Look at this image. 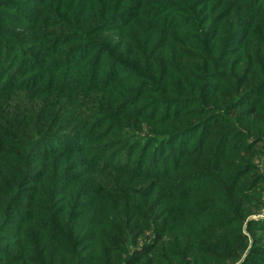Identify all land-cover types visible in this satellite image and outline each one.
<instances>
[{
	"label": "trees",
	"instance_id": "obj_1",
	"mask_svg": "<svg viewBox=\"0 0 264 264\" xmlns=\"http://www.w3.org/2000/svg\"><path fill=\"white\" fill-rule=\"evenodd\" d=\"M125 1L40 0L37 17H33V3L24 5L28 13L24 20L35 22L34 25L20 27L17 22L4 24L15 21L10 18L0 20V204L4 209L13 205L19 207L16 193L28 185L30 166L35 164L30 152L36 146L39 155L46 160L37 164L41 168L39 171L44 172L42 175L37 173L35 183L38 186L31 190L34 191V200L40 201L41 206L40 209L33 208L41 216L48 212L42 209L45 205L52 215L57 185L60 180L68 181L64 175L73 169L67 168L77 161L78 155L83 154L87 162L93 164L86 166V174L78 176L75 181L86 177L84 180L92 185L91 190H98L95 194L89 193L85 208L90 218L86 219L84 230L91 233L81 234V221L74 229L61 221L62 233L59 235L63 242L57 243L64 251L63 256L70 252L69 248L76 246L83 248L88 244L98 248L100 229L103 226L112 228V222H121L118 218L111 219L116 204L109 194L110 182L101 178L98 184L95 180L98 173L106 176L109 171L117 170L132 179L153 181L146 193L141 194L143 209H137V198L129 200L126 196L122 204L127 214L137 216V222L132 218L127 220L126 230L133 231L137 225L144 230H154L146 236L151 243L143 248L142 257L135 259L134 264L149 256L155 260L147 263H182L167 260L168 256L178 254L165 252L169 245L165 241L173 235L163 234V224H166L164 230L174 231L176 226L185 229L187 234L183 235H194L193 232L198 230L197 234L202 236L199 240L202 248L196 249L192 255L200 256L203 264H228L232 259L239 261L249 246V240L235 228L246 219L238 215L243 205L240 201L238 207L236 202L239 196L244 197L246 192L264 184L262 167L254 160L259 151L255 147L264 139V48L257 54L258 63L249 64L241 75H226L234 64L229 60V48L222 44L223 37L228 35L219 34L233 30L236 20L244 31L249 33V29H254L243 16V8L225 13L220 21L217 19L216 27L210 30L217 28L218 33H204V29L198 26L197 30H202L204 35L201 39L193 32L195 25L192 21L158 20L156 16L163 13L158 7L144 15L142 5L137 8L131 4L127 9L123 7ZM52 6L55 10L51 14L47 9ZM7 11L19 17L17 8H7ZM248 12L252 16L260 14L258 19L264 17V9L254 8ZM229 17L234 23L227 20ZM189 25L192 31H188L186 38L194 50L181 44L175 33L170 32ZM110 32H119L116 44L113 38L95 37ZM248 43H255L254 36H248ZM124 46L129 56L142 57V66L117 53L115 48L122 50ZM244 54L256 61L254 45L251 53ZM117 64L134 69L135 76L145 80L146 84L136 100L137 91L133 93L127 85L130 76L114 72ZM155 86L160 89H155ZM151 90L162 91L172 98L166 100L165 96L158 94L151 98L144 96L140 100L145 92ZM139 102L144 106L135 114L137 121L160 130L168 127V122L175 121L180 127L174 131L181 127L185 129L178 133H163L158 140L147 139L143 135L130 137L131 129L127 137L126 126H119L116 119L126 120L125 113L134 114L133 107ZM161 102L178 107L159 114L157 106ZM127 128L130 129L129 126ZM191 130L196 131L193 137L181 140L173 137L181 133L186 135ZM107 137L112 142L119 141L121 149L128 152L126 158L119 162L126 167L115 169L107 161L112 147L103 142ZM144 138L147 139L145 144ZM250 139H253L252 143ZM174 143L180 144L179 148L176 149ZM43 145L47 147L43 149ZM151 150L153 154L150 157ZM170 153L175 155L174 160H165L161 156ZM134 156H138V160H133ZM261 160L264 166V156ZM157 164L160 167L155 168ZM141 170L142 173H137ZM145 170L154 172L146 174ZM157 185L156 196L164 195L167 200L160 212L165 215L161 225H158L160 214H154L150 219L155 209L148 197L154 194ZM46 188L47 191L43 192ZM126 191L129 192L128 189ZM72 196L73 190L68 197ZM141 220L142 226L138 224ZM56 221L50 220L52 224ZM187 221L192 223L189 228ZM203 227H208V231L204 232ZM17 229L15 236L24 233L23 223ZM221 231L224 232L219 234ZM123 237L127 239V236ZM5 241L11 240L6 238ZM237 250L242 253L237 254ZM107 253L105 249L101 256L105 264L108 262ZM262 253L258 242L254 243L249 248L246 261L241 264H264ZM179 256L183 257L184 252ZM13 260L18 259L14 256L11 260L2 258L0 263ZM26 261L28 263L29 260ZM32 261L41 264L38 258ZM61 262L67 263L59 258L54 264ZM114 264L133 263L130 260L122 263L118 259Z\"/></svg>",
	"mask_w": 264,
	"mask_h": 264
},
{
	"label": "rangeland",
	"instance_id": "obj_2",
	"mask_svg": "<svg viewBox=\"0 0 264 264\" xmlns=\"http://www.w3.org/2000/svg\"><path fill=\"white\" fill-rule=\"evenodd\" d=\"M39 1L40 0H7L5 2V0H1L0 20H2V18L4 17L10 18V20L15 21H11L12 23L7 22L4 24L14 25V23L17 22V25L20 27L29 26L26 24L34 25L35 22H27L24 20L25 15H28V13L25 12L26 9H24V5H29L33 3V17H37L36 13ZM125 2L123 3V7H127V9L131 6V4L135 5L137 8L142 5V11H144V15H146L147 13L149 14L155 7H158V10H162L161 12H163L159 14V16H156V18L159 17L158 20H175L177 21V23L181 21H187V23L189 21H192V24L195 25V29L193 30V32H196V35L201 39L204 37V35L202 34V30H197L198 26L199 28L204 29V33L209 32L210 35H213L217 32L218 29L215 28V31H211L210 29L216 27L217 19L220 21V19L224 17L225 13L230 11L234 13L235 11L239 10V8H243L245 10L242 13L243 16H246L248 25H252V28L254 27V29H249L248 33V31H244V29H242V25H239L238 20H236V23H234L233 18L229 17L227 20L234 23L233 30H228L227 34H219L220 36L228 35L223 37L222 44L229 48L227 50V52L230 53L229 56H231L229 60L234 64V67L228 68L226 75H241L244 69L249 66V64H256L259 61V59L257 58V54L258 52L260 54V52L264 48V17L258 19V16L260 14L252 16L249 14L248 10L252 11L254 8H256V10L264 9V0H260V2L259 0H126ZM12 7L17 8V11L19 12H17V15H19L20 18L15 15H12V11H7V8ZM127 9L125 8V10ZM47 10L52 14L55 8L54 6H52ZM184 10H187L188 12L186 13ZM213 20L215 21L213 22ZM55 22L58 23L60 21L56 20ZM260 24L261 26L257 27ZM190 27V25L189 27L185 28L179 27V29H175L176 31L170 32L175 33L177 39L180 41L181 44L189 45L192 50H194V48L187 42L186 38V34L188 33V31H192ZM231 36L233 37V39L231 38ZM248 36H254L255 43L247 44ZM95 37L109 39L113 38L115 40L114 44H116L120 35L119 32H110L104 33L103 35H95ZM252 45H254L255 48L256 61L253 60L250 55L244 54L247 52L251 53ZM115 49L117 50V53L122 54L123 57L129 59L130 62L135 63L134 61H137L142 66V57L136 58L133 55L129 56L125 51V46L122 50H118L117 48ZM114 72L126 73L127 76H130V78L128 79L129 83H127V85L128 87H130L133 93H135L136 91L138 92H136L134 96L136 100V98L139 96V92L142 90V86L146 84L145 80L140 78L138 79V76H135L134 69L129 68L126 65L122 67L121 64H117V67L114 69ZM155 89L159 90L160 88L155 86ZM163 94L165 93H163L162 91L153 92V90H151L150 92H145L140 98V100H143L144 96L151 98L157 95L165 96L166 100L172 98L168 94ZM143 106L144 103L139 102L133 107L134 114L129 111L125 113L126 120H124L123 118L116 119L119 122V126H126L125 130L127 132V137H129L128 132H130V130L132 129L130 137L135 136L139 138L143 135V137L147 139L152 138L153 140H158L163 133H170L171 131H174L175 128L180 127L175 121H173L168 122V127H165L160 130L158 127L154 128V125L148 124L141 120L137 121L138 118L135 116V114L141 112L140 108ZM157 107L159 108V114H164L168 111L169 108L173 109L177 108L178 106H175L172 103L161 102V105H158ZM127 126H129L130 129L127 128ZM241 128H244V125H241ZM183 129H185V127H181L180 129H178V131L174 132L178 133L180 131H183ZM121 130H124L123 127ZM195 132L196 131H192L191 133L189 132L190 134L187 133L188 136H186L187 134L184 135L183 133H181L173 137L177 140L186 139L189 137H193ZM120 136H122V134ZM145 138L143 140V144H145V142L147 141V139ZM250 140V142L252 143L253 139ZM103 142H107V144L112 145L111 149H109V151H111L108 152L109 160L107 161H110L112 163V165L114 166L113 168L119 169L126 167L124 166V164L119 163L123 157L126 158V154L128 153L125 149H121L122 147L120 146V142H112L110 137H107V139H105ZM173 145L176 147V149L180 146V144L176 143H174ZM46 147V145H43V149ZM255 148H257V150L259 151L256 157H254V160L255 162H259V166L260 168L262 167V170L264 172L263 162H261V159L264 156L261 155V153H263L264 151V139L262 142L258 143ZM30 153V157H33L31 158L32 160H35V164L32 163L33 165L30 166L31 174L30 176H28V185L22 188V190H20L18 193H16V202L19 207H15V205H13L12 207L8 206L6 207V209H4L5 207L0 204V261L2 260V258H7L11 260L12 256H14L15 259L18 260L4 262L0 264H40L38 262H33L32 260L34 258H38L41 264H54V262L56 260H59V258L61 261L67 262H61L59 264H105L103 258L101 257L104 254L105 249L108 251V253L106 254L108 262L106 264H114V262H117L118 259H121L122 263H125L130 260V262L134 264L135 259L142 257L143 248L147 244L151 243V240L146 239V236L151 235L150 232H154V230H144L143 228L138 227V225L134 228L133 231L132 229L126 230L125 224L127 220L129 218H132L135 222H137V216L127 214L126 210L122 207V204L126 196L129 198V200L132 198H137V209H143L144 206L142 205L141 194L146 193L150 183L153 182L152 180L137 178L132 179L130 175L126 177V174L117 170L109 171V174L106 176L99 175L98 173V175L96 176L97 179L95 178L98 184H100V181L102 180L101 178H104L110 182L109 194L111 195L112 202L116 204V207H114V212H112L114 216L111 219L116 220L118 218L121 219V222H112V228L105 229V226H103V229H100L101 236L98 239V242L100 244L98 248H96L95 246H89L88 244L85 245V247L83 248H79L76 246L75 248H69L70 252L66 253V255L63 256L62 252L64 251L59 248V244L57 243L63 242V237L59 235L60 233H62V226L60 223L61 221L67 222L72 225V229H74V227H77L75 225L81 221V234L88 235L91 233L88 230H84L87 224L86 219L90 218V216H87V214L85 213V208L88 204V197H90L89 193L92 192L93 194L94 192L96 193L98 190H91L92 185L90 183L85 182L84 180L86 177L78 179V181H75V179L78 176H84V174H86V166H91L93 163L89 164L87 162V159L85 158V155L80 154L77 156V161L74 164H70L68 168L63 165V168H67V170H73L70 173L66 172V170V174L64 175V177L68 181L65 182V180H60L61 183L57 185L58 194L56 195V197L54 196L55 200L53 199L54 202L51 209L52 215L48 210V207L44 205L42 206V209L44 208V211H48L50 216L48 215V212L40 216L38 215L37 211L34 210L33 207L36 206L37 209H40L41 203L38 200H34V191H32L31 189L37 188L38 186L35 183V176L37 175V173L42 175L44 172L43 170L39 171V169L41 168L37 166V164H42L43 161H45L46 159H44V157L42 158V156L39 155V149H37L36 146L34 149L31 150ZM149 154L151 157V155L153 154L152 150L149 152ZM240 154L242 155V153ZM161 156H163L165 160L175 159V155L171 153L167 155L161 154ZM68 158L72 157L69 156ZM133 160H138V156H134ZM78 164L80 165L78 166ZM154 167L158 168L160 166L159 164H157L154 165ZM145 172L146 174H153L154 171L145 170ZM137 173H142V170L141 172L137 171ZM65 183H67V185L64 187L63 184ZM74 184H76L75 187H73ZM158 187L159 185L156 186L154 194L149 195L148 197L150 202L153 203L155 209V211L151 214V220L154 218V214H160L162 208L164 207L163 205L167 202L166 198H164V195L156 196ZM126 189H128L129 192L126 191ZM72 190L74 191V197L72 196V198H69L68 196L70 194L72 195ZM44 191H47V188L46 190H43V192ZM183 193L185 194L186 192L183 191ZM238 198L239 201H237L236 204L241 201V205H243V210L238 215L243 216V218L246 217V219L244 220V223L242 225H236L237 227L235 228H237L238 231H241L242 235L248 237L247 240L249 241H246L248 242L249 246L244 250V253L241 256L242 258L239 261H236V259H232L228 261V264H241L242 262L246 261V257L249 253V248H251L253 244L257 242L258 246H260V251L263 252L261 256L264 260V184L256 186L252 192H246L244 197L239 196ZM239 205L240 203L238 204V207ZM235 214L237 216V212ZM164 216L161 215V219L158 220V225H161ZM51 219H57L56 224H52L50 222ZM22 223L25 229L24 233L15 236L17 234V228L20 227ZM138 224L142 226V220L139 221ZM191 224L192 223L187 221V228H189ZM165 227L166 224H163V234H165V236H168L169 234L173 235L171 238H167L165 241L166 243L169 242L168 248L165 252L168 253L172 251L177 252L178 254L173 257L168 256L167 260L169 262L174 263L179 261L182 262L181 264H203L200 260V256H197L195 254L192 255V252H194L196 249L202 248V245L199 241L201 240L202 236L197 234L198 230L193 232L194 235H183L187 233L185 229L182 230L179 226H176V230L174 231H171L170 229L164 230ZM207 229L208 227H203L204 232L208 231ZM224 231L226 232V230ZM224 231L219 232V234H222ZM162 232L160 231L159 234H162ZM123 236H127V239H124ZM6 238L10 239L11 241L7 243V241H5ZM224 239H226V237L221 240ZM187 245H189L190 248L187 249ZM182 252H184V256L180 257L179 255ZM236 252L239 255L240 253H242V251L239 250H237ZM162 256L166 258L164 254ZM26 260H29L28 263ZM151 260L155 259H153L151 256L145 257L143 260H141L140 263L136 264H153L147 263V261Z\"/></svg>",
	"mask_w": 264,
	"mask_h": 264
}]
</instances>
